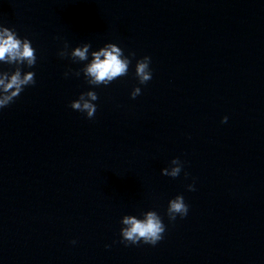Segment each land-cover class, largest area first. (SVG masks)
<instances>
[{
  "label": "clouds",
  "instance_id": "clouds-1",
  "mask_svg": "<svg viewBox=\"0 0 264 264\" xmlns=\"http://www.w3.org/2000/svg\"><path fill=\"white\" fill-rule=\"evenodd\" d=\"M91 44L84 43L68 51V45L58 53L61 58L70 57L73 62L89 61L84 67L75 72L76 76L83 72L87 83L91 86L109 85L113 80L128 74L131 57H135V52H129L125 56L124 51L114 43H107L98 51H91ZM36 50L32 47L31 41L27 38H19L17 33L0 25V63L15 65L13 72L0 71V109L9 106L24 91L25 87L36 83L35 73L32 71L22 73L21 66L26 65L31 68L36 64ZM151 58L144 56L137 60L135 65V75L141 85L147 84L152 79L150 69ZM69 72L65 73V77ZM141 94V88L135 87L131 92V98L135 99ZM98 100L95 91L89 90L79 95L78 99L71 102L70 107L82 113H86L87 118L92 119L97 111V105L93 103ZM227 117L222 119V123L227 122ZM183 164L179 158H174L170 162V167L161 170L162 175L176 178L182 171ZM189 191H194L193 185H188ZM188 205L185 203L183 195H177L169 200L167 215L170 221H175L177 216L181 218L187 216ZM121 243L138 245L141 241L144 244L155 246L163 239L166 230L165 225L156 211L143 213V218L133 215L122 217ZM75 243V241H73Z\"/></svg>",
  "mask_w": 264,
  "mask_h": 264
}]
</instances>
